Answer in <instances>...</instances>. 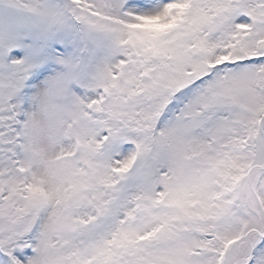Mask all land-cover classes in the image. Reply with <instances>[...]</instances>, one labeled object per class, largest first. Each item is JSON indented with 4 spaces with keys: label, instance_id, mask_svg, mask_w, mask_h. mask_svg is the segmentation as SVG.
<instances>
[{
    "label": "snow or ice",
    "instance_id": "obj_1",
    "mask_svg": "<svg viewBox=\"0 0 264 264\" xmlns=\"http://www.w3.org/2000/svg\"><path fill=\"white\" fill-rule=\"evenodd\" d=\"M0 264H264V0H0Z\"/></svg>",
    "mask_w": 264,
    "mask_h": 264
}]
</instances>
